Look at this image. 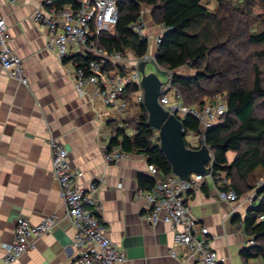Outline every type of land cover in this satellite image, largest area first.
<instances>
[{
	"label": "crops",
	"instance_id": "1",
	"mask_svg": "<svg viewBox=\"0 0 264 264\" xmlns=\"http://www.w3.org/2000/svg\"><path fill=\"white\" fill-rule=\"evenodd\" d=\"M41 1L12 4L0 0V15L12 35L11 46L22 57L28 78L27 85L21 84L0 64V264H4L3 244L14 240L15 222L22 217L38 223L57 215L51 229L35 239L31 250L7 264H66L76 253L72 244L74 227L64 214L66 206L52 173L50 136L67 147L70 164L81 171L79 184H99L95 211L106 225L107 235L126 254L118 264H197L194 259L183 261L170 255L174 240L170 224H152L142 217L148 203L137 195L138 177L154 178L146 156L130 153L106 163L105 152L115 147L108 148L123 115L106 104L92 84H86L83 93L78 92L72 64L58 58L47 44L45 29L33 20ZM171 72L186 76L194 73L185 65ZM134 104L133 98L128 101L125 116L140 110L133 109ZM189 131V137L185 132L188 145L200 147V132ZM234 156L235 152H228L229 161ZM249 193H242L236 201L222 200L212 177L206 175L200 189L186 197L192 215L209 229L211 246L221 257L219 264H264L262 257L245 259L241 255L251 246L248 240L254 238L242 223L254 203L247 199Z\"/></svg>",
	"mask_w": 264,
	"mask_h": 264
},
{
	"label": "built area",
	"instance_id": "2",
	"mask_svg": "<svg viewBox=\"0 0 264 264\" xmlns=\"http://www.w3.org/2000/svg\"><path fill=\"white\" fill-rule=\"evenodd\" d=\"M16 4L19 0H9ZM141 9L140 17L130 25L134 33L141 39L152 41V51L148 49L143 55L132 51L109 50L100 44L104 32L114 29L118 21V7L115 0H70L57 4L54 0H42L33 12V20L42 26L48 37V46L55 50L62 61L68 59L74 70V84L78 92L83 93L86 84H92L95 92L106 104L125 117L128 100L124 94L127 86L136 84L133 99L137 104L143 103L144 95L141 87L142 72L138 68L141 61L150 62L155 58L156 50L164 32L169 28L163 22L154 24L148 33ZM10 27L6 19L0 15V64L8 75L21 84H28L24 73L23 59L11 46ZM78 56L87 59L84 64ZM173 73L169 71L167 80L161 87L159 102L181 121L187 115L195 116L200 122V136L203 139L206 129L219 121L227 109L225 93L205 99L203 105H187L181 91L172 85ZM121 127H123V122ZM134 129H130V134ZM51 150L52 173L60 186V195L65 203V216L74 227L73 246L76 253L66 264H118L126 259V254L118 248L106 233V225L101 221L95 207L98 205L99 184L91 182L88 187L79 184L81 171L72 167L67 147L56 137L48 139ZM119 145L105 152L107 164L127 157ZM148 170L155 183L151 188L139 187L137 195L144 197L148 203V211L142 215L152 224L164 222L174 229L173 245L169 249L174 258L197 264H219L221 257L211 246L209 229L194 217L186 197L190 192L200 189L206 175L212 177L218 195L222 200L236 201L240 194L229 185L226 173L217 175L215 182L210 168L208 174L192 172L188 177H180L172 173L160 179L157 167L148 163ZM264 175L257 177L249 189V202L264 198ZM57 219L56 214L45 217L38 223L28 218H19L15 222V237L11 243H4V264L15 261L22 254L34 247L37 237L48 232ZM264 220V214L258 218ZM250 245L255 244L251 237Z\"/></svg>",
	"mask_w": 264,
	"mask_h": 264
},
{
	"label": "trees",
	"instance_id": "3",
	"mask_svg": "<svg viewBox=\"0 0 264 264\" xmlns=\"http://www.w3.org/2000/svg\"><path fill=\"white\" fill-rule=\"evenodd\" d=\"M63 4L70 0H54ZM118 21L114 29L104 32L100 44L109 50L132 51L143 55L148 49L146 39L131 30L142 8H149L151 20L169 27L156 50L158 65L174 71L185 65L194 73H174L171 83L177 87L187 105H203L206 98L225 93L227 109L219 121L209 126L202 139L212 152L210 168L213 178L226 173L229 185L238 194L250 189L254 180L264 175V0H259L261 12L254 13L256 0H216L212 11L203 0H115ZM77 59L86 64L87 59ZM68 60V59H65ZM136 84L128 85L124 94L133 98ZM127 114L123 127L115 128L108 148L119 145L127 153L143 154L153 163L163 179L174 173L162 151L158 130L148 122V111ZM185 132L200 130V122L193 115L183 120ZM134 129L133 133L127 130ZM188 144V143H187ZM235 152L229 161L228 152ZM261 173V174H259ZM140 187L151 188L155 180L140 175ZM264 191V187H263ZM264 198L253 203L242 220L244 230L254 235L255 244L241 251L243 258H264ZM238 219L237 217L235 218Z\"/></svg>",
	"mask_w": 264,
	"mask_h": 264
},
{
	"label": "water",
	"instance_id": "4",
	"mask_svg": "<svg viewBox=\"0 0 264 264\" xmlns=\"http://www.w3.org/2000/svg\"><path fill=\"white\" fill-rule=\"evenodd\" d=\"M148 62L141 61L138 68L142 72L143 105L148 111V124L158 130V140L162 151L172 165V171L180 177H188L192 172L208 174L209 163L213 161L210 147L202 141L198 148L190 147L185 139L182 121L159 102L164 81L160 74L168 75L167 69L161 68L155 58L150 60L154 71L146 73Z\"/></svg>",
	"mask_w": 264,
	"mask_h": 264
},
{
	"label": "rangeland",
	"instance_id": "5",
	"mask_svg": "<svg viewBox=\"0 0 264 264\" xmlns=\"http://www.w3.org/2000/svg\"><path fill=\"white\" fill-rule=\"evenodd\" d=\"M211 0H203L202 2H203V4H209V6H207L208 8H210L212 11H216L217 10V7H218V3H216L215 1H213L212 3L210 2ZM257 2H256V6L254 7V13L256 14V13H258V12H261L262 11V8H261V6L259 5V0H256ZM146 11L144 12V14H143V19L145 20V23H146V30L148 31V33H150L152 30H153V28L155 27L154 26V24H153V26H151L152 25V23L150 22V18H149V12H148V9L146 8L145 9ZM151 28H152V30H151ZM148 43H149V50L150 51H152V41H151V39H149L148 40ZM260 65H261V68L263 69V72H264V61H261L260 62ZM189 69H191L190 67H188ZM155 69H154V66L152 65V63H150V62H148L147 64H146V67H145V71H146V73H149V72H151V71H154ZM192 70V69H191ZM160 78L165 82L166 80H167V75H162V74H160ZM132 106V105H131ZM132 108L134 109L135 108V110H136V108L138 109L139 108V105H137V104H134V106H132ZM134 112V111H133ZM134 114V113H133ZM190 132V131H189ZM188 132V134H187V137H189V136H191L192 134L191 133H189ZM256 203L258 202V200L257 201H255Z\"/></svg>",
	"mask_w": 264,
	"mask_h": 264
},
{
	"label": "clouds",
	"instance_id": "6",
	"mask_svg": "<svg viewBox=\"0 0 264 264\" xmlns=\"http://www.w3.org/2000/svg\"><path fill=\"white\" fill-rule=\"evenodd\" d=\"M169 71V70H168ZM203 141V140H202Z\"/></svg>",
	"mask_w": 264,
	"mask_h": 264
}]
</instances>
